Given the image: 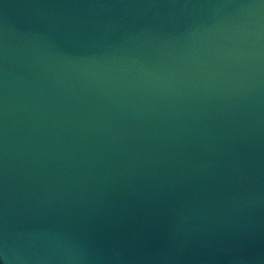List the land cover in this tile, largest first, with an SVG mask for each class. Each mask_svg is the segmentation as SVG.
I'll list each match as a JSON object with an SVG mask.
<instances>
[{
    "label": "water",
    "instance_id": "water-1",
    "mask_svg": "<svg viewBox=\"0 0 264 264\" xmlns=\"http://www.w3.org/2000/svg\"><path fill=\"white\" fill-rule=\"evenodd\" d=\"M0 264H264V0H0Z\"/></svg>",
    "mask_w": 264,
    "mask_h": 264
}]
</instances>
